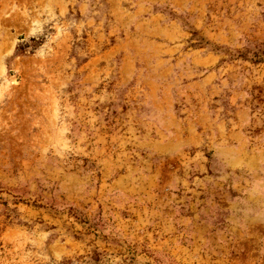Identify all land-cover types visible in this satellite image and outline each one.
Wrapping results in <instances>:
<instances>
[{
    "label": "rangeland",
    "instance_id": "374dc122",
    "mask_svg": "<svg viewBox=\"0 0 264 264\" xmlns=\"http://www.w3.org/2000/svg\"><path fill=\"white\" fill-rule=\"evenodd\" d=\"M0 264H264V0H0Z\"/></svg>",
    "mask_w": 264,
    "mask_h": 264
}]
</instances>
